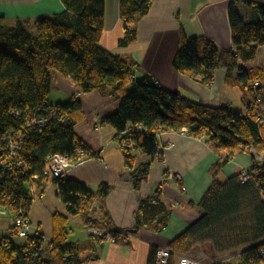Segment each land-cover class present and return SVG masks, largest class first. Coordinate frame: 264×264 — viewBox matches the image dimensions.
Wrapping results in <instances>:
<instances>
[{"label": "trees", "instance_id": "obj_1", "mask_svg": "<svg viewBox=\"0 0 264 264\" xmlns=\"http://www.w3.org/2000/svg\"><path fill=\"white\" fill-rule=\"evenodd\" d=\"M151 2L119 1L123 24L122 36L117 42L119 47L136 41L135 22L148 13ZM62 3L64 12L38 18L32 23L34 33L28 20L6 27L0 17V133L23 127L10 114L11 110L31 113L48 106L56 109L68 123L51 122L23 132L21 156L27 163L28 175L17 182L0 181V208L7 207L16 216L22 202L30 209L31 201L24 199L26 180L38 176L36 184L43 190L46 182L42 172L48 156L74 157L77 147L86 150L90 157L94 156L74 133V126L84 118L80 102L72 98L57 105L48 103L52 74L56 72L84 93H109L120 100L118 112L102 123L116 130V140L136 191L146 181L152 162L161 159V154L156 156L160 133L177 132L202 139L225 152L210 169L214 181L199 203L201 216L167 246L171 253L170 264H175L176 256H187L197 244L205 242L211 243L220 255L233 251L241 264H264L259 255L264 248V160L258 163L252 159L246 170L249 180L244 183L241 173L223 182L216 179L236 151L254 148L257 153L264 154V116L255 111L263 100L264 69L242 68L243 64L256 59L258 46H264V3L246 2L260 15L251 22L244 21L235 3L229 5L234 51H221L204 36L188 38L180 29L173 61L178 73L205 86L212 84L214 70L224 69V85L240 90L246 114L191 101L179 93L162 89L150 76L134 79V68L123 57L100 46L105 0H62ZM135 154L146 161L136 164ZM53 184L69 214L80 215L85 228L102 231V235L91 233L90 241L104 244L110 236L113 244L128 245L124 237L131 235L129 230L116 229L103 209V201L110 190L107 184H100L92 192L66 175L54 180ZM161 195L158 187L150 199L140 201L133 214L135 233L140 229L159 232L165 226L169 211L161 202ZM94 201H99L100 205L98 218L91 217L96 210L91 209ZM243 212H249V222L241 217ZM69 234L67 219L55 214L49 244L46 245L41 235H27L23 237L25 245L16 247L13 238L19 235L14 226L9 236L0 240V264H82L77 247L67 242ZM156 251V248L149 250L147 264H154Z\"/></svg>", "mask_w": 264, "mask_h": 264}, {"label": "crops", "instance_id": "obj_2", "mask_svg": "<svg viewBox=\"0 0 264 264\" xmlns=\"http://www.w3.org/2000/svg\"><path fill=\"white\" fill-rule=\"evenodd\" d=\"M120 0H105L104 33L100 46L114 55L123 57L134 69V79L150 76L164 90L176 92L191 101L200 102L212 108L225 107L233 112L246 114L247 108L238 88L224 85L226 71L212 72L213 81L205 86L180 73L173 67L178 48L179 31L182 29L188 38L204 36L221 51L235 50L228 20V7L235 3L246 22L260 18L256 9L246 5L248 1L264 0H152L148 13L135 22L137 39L127 47H119L123 24L119 13ZM62 0H0L2 25L16 26L18 21H30V30H36L32 23L42 17H50L64 12ZM242 68L264 69V46H258L256 59ZM48 103L57 105L72 98L80 102L83 120L74 126V133L94 155L88 156L70 168L66 177L86 186L94 192L105 183L110 190L103 201V209L120 230H133V214L140 201L150 199L158 187L161 188V202L169 215L165 226L159 231L140 229L131 233L128 245L113 243L97 244L90 241L91 229L83 226L80 215H71L67 206L58 198L56 186L43 185L42 197L31 203L28 217V236L41 235L46 243L53 237V215L67 219L70 234L67 242L77 247L82 264H147L151 248H167L169 243L200 216L199 203L212 185L214 178L210 169L225 154L216 150L213 144L177 132L160 133L157 137L161 159L152 162L148 177L136 191L129 177L120 145L116 140V130L102 121L118 112L120 100L109 93L97 91L82 92L81 88L68 79L55 76ZM263 100L256 112L264 116V80L261 82ZM136 164L146 159L135 154ZM259 163L264 154L254 148L238 150L220 170L216 179L225 181L228 177L250 168L252 159ZM171 173L179 181H165ZM99 201H94L91 215H98ZM13 211H0V240L8 237L15 226ZM16 247H22L26 238H13ZM204 249L213 251L211 243L205 242ZM198 244L195 246V248ZM213 262L241 264L237 255L230 257L206 256ZM224 258V259H222ZM177 264V261L175 262Z\"/></svg>", "mask_w": 264, "mask_h": 264}, {"label": "built area", "instance_id": "obj_3", "mask_svg": "<svg viewBox=\"0 0 264 264\" xmlns=\"http://www.w3.org/2000/svg\"><path fill=\"white\" fill-rule=\"evenodd\" d=\"M257 85V84H255ZM10 114L23 125L21 130H10L0 133V181L7 179L10 181H20L23 177L28 175L27 163L21 156L23 148V132L31 128H42L51 122H57L66 125L67 120L62 115H59L56 109L48 106L37 108L33 112H25L23 110H11ZM137 129L140 130L138 127ZM160 150L156 153L160 157ZM88 153L82 147L75 149L74 157L66 155H50L47 157V163L43 169L42 176L46 183H52L54 180L59 179L67 174L68 170L88 157ZM38 176L28 177L26 180L27 191L24 196L25 200L31 201L38 200L42 197V189L39 190L36 184ZM165 181L177 180V177L168 173L164 177ZM249 180L247 171L241 172V182L244 183ZM1 213L8 211L7 207L0 208ZM29 206L25 202L20 204L18 210L15 226L18 228V235L26 237L31 227L28 217ZM93 218H98L97 215H91ZM92 234L102 235V231L98 229H91ZM130 236L124 237L128 241ZM107 242L112 243V238L109 236ZM259 255L264 259V248H261ZM171 253L167 248H159L155 254L154 264H170ZM177 264H221L222 261L213 262L211 260L198 259L190 256H176Z\"/></svg>", "mask_w": 264, "mask_h": 264}, {"label": "rangeland", "instance_id": "obj_4", "mask_svg": "<svg viewBox=\"0 0 264 264\" xmlns=\"http://www.w3.org/2000/svg\"><path fill=\"white\" fill-rule=\"evenodd\" d=\"M55 76H57V73L56 72H54L53 74H52V86H54L55 85ZM264 90V89H263ZM250 214H249V212H243V214L241 215V217H244V218H246L247 220H248V222H249V216ZM204 243H200V244H198V246L196 247V248H194L193 249V252L192 253H190L188 256H190V257H195V258H198V259H204V260H209V259H207L206 258V256H213V254L216 256H222V257H224V258H226V257H230V256H234L235 255V253L233 252V251H229V252H224L222 255H220L219 253H217L215 250H213V251H206L205 249H204V245H203ZM224 258H222V259H224Z\"/></svg>", "mask_w": 264, "mask_h": 264}, {"label": "water", "instance_id": "obj_5", "mask_svg": "<svg viewBox=\"0 0 264 264\" xmlns=\"http://www.w3.org/2000/svg\"><path fill=\"white\" fill-rule=\"evenodd\" d=\"M129 232H130V233H135V231H133V230H129Z\"/></svg>", "mask_w": 264, "mask_h": 264}]
</instances>
